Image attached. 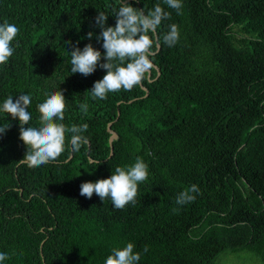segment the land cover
<instances>
[{
	"label": "trees",
	"instance_id": "trees-1",
	"mask_svg": "<svg viewBox=\"0 0 264 264\" xmlns=\"http://www.w3.org/2000/svg\"><path fill=\"white\" fill-rule=\"evenodd\" d=\"M127 2L171 13L140 84L146 94L138 85L93 99L87 90L106 70L71 74L70 50L91 43L103 53L95 18L103 11L114 26L120 0H0V23L19 29L13 55L0 64V104L30 95L29 123L38 127L37 105L62 90L59 122L88 125L78 151L66 132L60 157L29 167L20 161L18 120L0 112V126L10 123L0 135L3 264H104L129 242L138 264H214L224 251H247L264 264V0H182L179 14L164 0ZM170 24L179 30L172 47L162 41ZM107 124L115 132L110 155ZM137 156L149 174L134 206L80 195L82 182L107 178ZM193 184L195 200L176 204Z\"/></svg>",
	"mask_w": 264,
	"mask_h": 264
},
{
	"label": "clouds",
	"instance_id": "clouds-1",
	"mask_svg": "<svg viewBox=\"0 0 264 264\" xmlns=\"http://www.w3.org/2000/svg\"><path fill=\"white\" fill-rule=\"evenodd\" d=\"M169 8L180 13L182 0H164ZM116 23L114 26H106L108 14L99 11L95 23L101 31L96 39L102 40L104 52L95 48L91 43L83 49L74 46L70 50V72L80 73L84 76L93 74L97 67L106 70L102 79L94 82L90 90L93 99H106L108 93L120 90H131L146 79L150 70L154 67L150 57L153 49L159 48L160 36L157 29L162 21L170 19L171 13L165 11L160 4L145 13L144 9L136 8L127 0H120L118 9L114 10ZM168 31L162 36V41L168 47L174 46L179 40V30L176 24H170ZM19 29L16 25L5 21L0 23V64L8 62L13 55L15 40ZM151 34V35H150ZM93 32H88L89 40ZM70 43V42H67ZM18 46V44H17ZM103 59V62H101ZM63 82V81H62ZM46 99L37 105L39 111V126H30L32 119L28 108L31 97L28 94H20L15 101L13 96H8L0 104V112L7 113L13 120L19 122V139L26 146V152L21 163L29 167H38L55 161L65 151V133L71 132V145L73 151H78L87 143V137L83 133L88 125H72L67 128L59 121L64 120L66 99L63 91L58 90L51 94L45 93ZM83 113H87L88 104L79 105ZM27 125V127H25ZM10 127L0 126V135ZM101 161L90 159L89 164L99 165ZM148 165L137 156L135 162L126 166H117L107 178L96 181H85L80 185V195L91 199L95 193L101 201L110 199L114 208L124 209L127 205L136 204L138 185L148 179ZM199 188L193 184L185 188L176 196V204L184 205L195 200L193 193H198ZM178 212L179 209H173ZM135 245L127 243L125 247L113 248L107 256L104 264H138L141 253L134 252ZM147 246L144 247L146 252ZM8 254L0 252V264L8 259Z\"/></svg>",
	"mask_w": 264,
	"mask_h": 264
},
{
	"label": "rangeland",
	"instance_id": "rangeland-1",
	"mask_svg": "<svg viewBox=\"0 0 264 264\" xmlns=\"http://www.w3.org/2000/svg\"><path fill=\"white\" fill-rule=\"evenodd\" d=\"M253 256L247 251H239L230 253L228 251L221 252L216 258L214 264H259L254 262Z\"/></svg>",
	"mask_w": 264,
	"mask_h": 264
},
{
	"label": "water",
	"instance_id": "water-1",
	"mask_svg": "<svg viewBox=\"0 0 264 264\" xmlns=\"http://www.w3.org/2000/svg\"><path fill=\"white\" fill-rule=\"evenodd\" d=\"M156 50H157V48H156ZM149 74V73H148ZM148 76V75H147ZM140 87L143 89V90H145V87L144 86H142V85H140ZM146 94V90L144 91V95ZM116 117L118 116V110H116V115H115ZM108 131H109V136H108V145H109V154L108 155H110L111 154V146H110V141H111V139L112 138H114L115 137V132L114 131H112V130H109V128H108V124H107V128H106ZM86 154H88V149H87V151H86ZM71 156V153L69 154V156H68V158Z\"/></svg>",
	"mask_w": 264,
	"mask_h": 264
}]
</instances>
